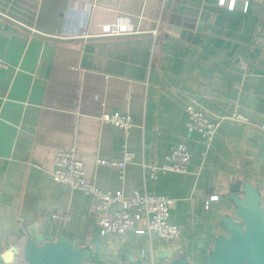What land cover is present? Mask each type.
Listing matches in <instances>:
<instances>
[{
  "label": "crops",
  "instance_id": "crops-1",
  "mask_svg": "<svg viewBox=\"0 0 264 264\" xmlns=\"http://www.w3.org/2000/svg\"><path fill=\"white\" fill-rule=\"evenodd\" d=\"M120 20L134 32L82 37ZM263 32L264 0H250L246 11L218 0H0V254L21 249L33 229L87 249L83 264L158 263L168 245L132 232L109 245L94 199L54 183L56 152L74 149L101 191L174 200L170 222L181 230V254L203 264L223 233L222 215L232 211L230 185L248 176L264 209ZM187 106L225 118L209 144L188 132ZM235 108L255 125L228 119ZM104 113L129 115L128 135L103 124ZM178 144L190 152L187 173L151 177L147 167L161 166ZM123 150L134 160L122 176L97 164L120 160ZM53 211L70 221L49 222Z\"/></svg>",
  "mask_w": 264,
  "mask_h": 264
},
{
  "label": "built area",
  "instance_id": "built-area-1",
  "mask_svg": "<svg viewBox=\"0 0 264 264\" xmlns=\"http://www.w3.org/2000/svg\"><path fill=\"white\" fill-rule=\"evenodd\" d=\"M250 0H218L220 6L229 10L234 9L236 4L241 5L246 11ZM133 28L126 22H118L103 25L96 35H90L87 31L82 33V37L91 36H119L133 33ZM260 45H264V32L258 38ZM186 113L187 130L189 133H197L206 144L213 139L220 124L225 119L210 120L206 115L194 106H187ZM228 119L235 122L255 125L253 122L240 114L235 108ZM103 124H110L124 135H128L132 120L127 114L104 113L100 116ZM257 128L264 135V123L258 124ZM134 154L123 150L122 157L118 161L97 160V164L117 170L122 176L126 166L132 163ZM190 160V152L185 144H178L166 156L165 162L161 166H148L149 175L155 177L156 173L174 172L179 174L187 173V165ZM51 177L54 183L68 186L72 190L81 192L83 195L91 196L95 201L96 224L99 235L111 246H114L117 239L132 232L138 235L147 234L155 236L168 246L180 245L182 242L181 230L178 226L170 222V210L174 205V200L164 196L149 195L133 190L128 198H124L122 192H103L92 185L84 170L82 161L79 159L74 149L60 150L56 152L53 161ZM217 196H211L208 201L217 200ZM120 205V209H114ZM48 221L64 227L70 221L68 212L53 211L47 214Z\"/></svg>",
  "mask_w": 264,
  "mask_h": 264
},
{
  "label": "water",
  "instance_id": "water-1",
  "mask_svg": "<svg viewBox=\"0 0 264 264\" xmlns=\"http://www.w3.org/2000/svg\"><path fill=\"white\" fill-rule=\"evenodd\" d=\"M248 179L229 186L225 199L232 211L222 215L218 226L223 233L214 238L203 264H264V209L259 190ZM89 256L64 237L42 238L31 229L21 249L0 254V264H12L17 257L25 264H83ZM156 259L157 264H190L178 245L159 248ZM123 264L143 263L127 257Z\"/></svg>",
  "mask_w": 264,
  "mask_h": 264
}]
</instances>
